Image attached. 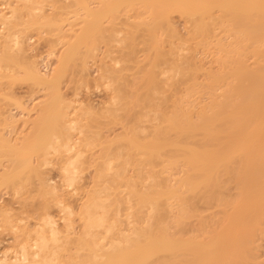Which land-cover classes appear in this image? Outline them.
I'll list each match as a JSON object with an SVG mask.
<instances>
[{
    "label": "bare ground",
    "instance_id": "6f19581e",
    "mask_svg": "<svg viewBox=\"0 0 264 264\" xmlns=\"http://www.w3.org/2000/svg\"><path fill=\"white\" fill-rule=\"evenodd\" d=\"M135 1L144 4L145 12L150 10L158 17L164 12L168 19L177 12L191 18L193 28L186 40L178 35L170 20L169 28L182 44L188 42L192 48L194 42L196 47L211 53L213 66L204 68L191 48L178 58L179 63L173 59L176 75L170 76V86L180 87L181 96L172 99L170 111L161 110L165 125L163 129L157 127L151 141L143 139L144 129L135 128L126 137V146L121 147L128 151L126 160L121 150L113 152V146L107 160L97 164L96 187L81 207L84 228L76 240L79 249L70 261L52 257L56 253L51 248L61 239L56 221L49 214L33 243L28 242L29 247L28 243L22 245L15 258L9 259L4 254L0 264H248L255 257L254 234L264 216V0ZM147 2L152 4L149 6ZM1 4L0 30L4 34L3 28L11 26L19 15L14 9L11 15L6 11L9 2ZM86 12L93 20L86 21L84 34L101 30L98 13L88 6ZM18 33L13 34L10 29L9 35L5 34V55L0 66L13 47L17 46L16 53L24 50L20 48L22 37ZM227 35L232 39H224L229 38ZM170 51L171 55L177 53L174 48ZM249 58L253 59L252 64ZM106 68L108 77L114 81L120 69ZM153 74L150 72L134 83V101L124 100L129 91L123 88L125 84L120 85L123 89L114 86L113 105L122 103L132 112L136 105L147 107L153 103L159 86ZM30 76L43 85L50 83L37 69ZM143 90L147 92L144 95ZM55 95L56 99H62L59 93ZM59 113L67 117L62 110ZM77 126L75 121L66 122L67 134L73 133ZM71 141L67 138L63 147L73 151L75 144ZM52 144L47 145L46 152L54 147ZM72 159L63 168L70 188L76 184L79 169V157ZM132 162L136 163V174L127 169ZM172 166L181 167V173L174 176ZM24 168L31 165L25 164ZM228 181H234L239 189L232 201L224 196ZM51 184L45 187L55 195L57 188ZM119 185L128 189V197L122 195ZM196 200L230 205L231 210L214 230L191 235L186 221L200 215ZM124 204H128L125 214ZM65 208L63 212L68 210ZM144 208L150 210L145 213ZM108 238L112 241L104 243Z\"/></svg>",
    "mask_w": 264,
    "mask_h": 264
},
{
    "label": "rangeland",
    "instance_id": "374dc122",
    "mask_svg": "<svg viewBox=\"0 0 264 264\" xmlns=\"http://www.w3.org/2000/svg\"><path fill=\"white\" fill-rule=\"evenodd\" d=\"M5 2H9L8 7L13 6L10 9L4 6L6 11L11 15L14 9L17 13L13 15L19 16H13L17 19L14 18L8 28L3 25L4 34L0 30V59H4V38L10 29L13 34L20 31V48L24 50L16 53L19 50L13 47L0 66H4L0 69V258L6 253L9 259L15 258L24 244L31 241L32 244L37 233L42 231L44 218L50 214L61 239L57 246H52L51 252L56 253L52 257L68 262L79 249L76 240L84 228L81 207L96 187L97 164L107 160L113 146V152L121 150L126 160L128 151L121 147L126 146L125 139L135 128L136 131L139 127L138 131L144 129L141 131L143 139L151 141L157 127L164 128L162 112L170 111L172 99L181 96L180 87L170 86V76L176 75L172 61L175 59L179 63L178 58L188 52L191 44H182L179 37H174L168 20L185 40L193 28V21L177 12L170 14L168 19L164 12L158 17L150 10L145 12L144 4L135 0H32L34 4L31 0H0V4ZM86 6L98 13L101 26V30L87 35L83 28L86 21L93 18L87 14ZM18 19L20 21H16ZM228 36L224 39H232ZM192 45V52L204 68L210 69L213 55L196 47L194 42ZM173 48L177 50L175 55L170 54ZM252 62L249 58V64ZM106 66L120 69L114 81L108 77ZM35 69L50 79L48 85L30 76ZM150 72L155 73L159 83L154 99L157 104L153 101L148 103L149 107L136 105L132 112L122 103L113 105L115 88L129 90L124 100L134 101V83ZM176 78L178 80L179 75ZM200 79L204 77L200 75ZM56 92L62 99H56ZM145 93L143 90L142 94ZM61 110L67 117L60 115ZM156 115L159 120H155ZM70 121L79 126L68 135L66 122ZM65 135L75 144L73 151L63 147L67 141ZM49 143L55 148L47 153ZM78 157L77 181L70 188L66 185L63 168L72 158ZM25 164H30L31 168H24ZM127 169L130 174L138 172L135 162L128 164ZM181 171L179 166L171 167L174 176ZM227 183L224 196L228 201L235 200L238 186L234 181ZM46 184L55 185V195ZM103 185L104 182L101 187ZM118 189L128 197L124 185H119ZM65 206L68 210L63 212ZM195 206L200 215L186 221L191 235L214 230L231 210L230 205L200 200L195 201ZM127 207L128 204H124L123 214ZM149 210L144 208L143 212ZM46 232L49 233V228ZM105 241L109 243L112 239ZM253 246L255 257L248 264H264V216L255 230Z\"/></svg>",
    "mask_w": 264,
    "mask_h": 264
}]
</instances>
